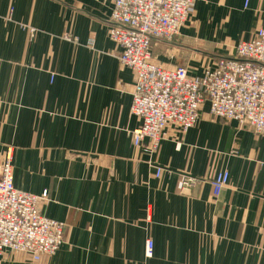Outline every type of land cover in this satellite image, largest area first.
<instances>
[{
    "label": "crops",
    "instance_id": "0c3cea01",
    "mask_svg": "<svg viewBox=\"0 0 264 264\" xmlns=\"http://www.w3.org/2000/svg\"><path fill=\"white\" fill-rule=\"evenodd\" d=\"M113 2L0 0V160L13 148L16 188L46 191L43 215L66 225L56 253L6 251L0 264H264V136L207 105L187 133L169 126L152 157L136 147L135 73L108 34ZM259 29L264 0H195L152 60L199 76Z\"/></svg>",
    "mask_w": 264,
    "mask_h": 264
},
{
    "label": "built area",
    "instance_id": "2783aa9c",
    "mask_svg": "<svg viewBox=\"0 0 264 264\" xmlns=\"http://www.w3.org/2000/svg\"><path fill=\"white\" fill-rule=\"evenodd\" d=\"M194 1L113 2L108 34L121 47V64L135 73L131 114L141 125L133 132V141L136 147L147 145L151 157L159 150L169 126L187 133L207 105L212 118L235 122L256 136H264V29L239 42L233 56L218 59L199 76L186 67L166 68L152 60V44L171 42L180 35ZM13 157V148H9L0 160V255L18 252L37 262L62 247L66 225L43 215L41 203L48 198L46 191L37 196L16 188ZM229 180L228 171L216 174L214 193L220 194ZM192 183L184 181L183 188ZM153 246V241H147L148 253Z\"/></svg>",
    "mask_w": 264,
    "mask_h": 264
}]
</instances>
